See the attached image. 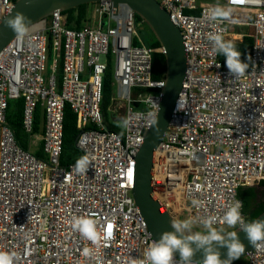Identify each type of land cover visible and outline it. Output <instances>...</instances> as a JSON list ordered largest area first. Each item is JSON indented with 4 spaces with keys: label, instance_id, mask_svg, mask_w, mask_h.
<instances>
[{
    "label": "built area",
    "instance_id": "obj_1",
    "mask_svg": "<svg viewBox=\"0 0 264 264\" xmlns=\"http://www.w3.org/2000/svg\"><path fill=\"white\" fill-rule=\"evenodd\" d=\"M156 1L180 29L188 60L171 123L154 155V195L174 220L222 217L238 200L247 222L239 192L264 182V0ZM215 1L248 21H210ZM13 4L0 0V20ZM95 6V26L69 29L63 12L56 11L0 54V251L15 253L16 264H129L132 258L145 260L154 240L132 191L136 156L166 84L153 79L154 54L164 50L142 42L128 7L114 13L109 1ZM247 25L253 31L252 67L233 80L208 35L241 42ZM114 59L113 112L124 109L123 135L110 131L102 110L103 79ZM21 99L27 135L42 108L41 158L20 146L8 123L9 103ZM67 106L77 119L75 146L92 161L86 173H77L76 163L62 165ZM80 216L97 222V244L72 228L73 217ZM109 225L113 236L105 240ZM85 248L95 255L85 257ZM243 259L264 264V244Z\"/></svg>",
    "mask_w": 264,
    "mask_h": 264
},
{
    "label": "clouds",
    "instance_id": "obj_2",
    "mask_svg": "<svg viewBox=\"0 0 264 264\" xmlns=\"http://www.w3.org/2000/svg\"><path fill=\"white\" fill-rule=\"evenodd\" d=\"M231 15V9L221 5H215L210 9L208 19L213 22H222ZM6 27L10 28L15 36L23 38L29 34V27L32 21L22 12H17L15 16H10L3 21ZM208 40L212 44V50L217 55L225 58V64L233 80L243 77L249 69V63L241 60V52L236 45L225 40L223 35L209 33ZM250 60L251 57H248ZM217 67L220 65L217 64ZM145 103L157 106L152 100ZM178 109L180 106L178 104ZM151 116L152 113H149ZM152 125L156 133H159L157 120H152ZM128 121L125 119L118 123V127H126ZM92 161L88 155L80 157L75 164L77 173H86ZM194 206H199V202L193 200ZM242 202L234 201L224 212L222 217L207 216L204 218H186L184 220H171L173 231H165L161 234L158 241H152L145 252V260L138 261L132 258L129 264H232V261L239 259L245 252L244 244L239 240L237 231L228 229H239L246 233L249 243L255 248L264 244V219H256L246 222L242 214ZM72 228L80 235L91 241L94 245L100 240L101 234L98 231L97 222L90 217H73ZM202 228L203 231H196ZM104 239H111L113 231L109 225L103 233ZM218 247L227 249V258L221 259ZM203 252L202 260H195L196 252ZM179 254V259H175V254ZM85 257L95 255L92 249L85 248ZM16 254L0 251V264H16Z\"/></svg>",
    "mask_w": 264,
    "mask_h": 264
},
{
    "label": "water",
    "instance_id": "obj_3",
    "mask_svg": "<svg viewBox=\"0 0 264 264\" xmlns=\"http://www.w3.org/2000/svg\"><path fill=\"white\" fill-rule=\"evenodd\" d=\"M102 1L111 2L114 13H117L121 6L131 9L148 26L164 50L167 66L166 84L162 91L159 110L154 119L157 120L156 126L159 128V133L157 134L154 126L151 125L144 135V142L136 156V178L132 191L134 201L147 223L148 230L153 239L158 241L163 232L173 231L171 220L174 218L169 212L162 213L161 204L154 195L153 160L155 152L169 128L182 92L187 75L188 60L181 31L171 21L167 11L156 0H17L12 9L0 20V54L16 37L15 33L6 27L3 21L10 16H15L17 12L24 13L32 21L30 29L48 19L56 11L67 12L83 5H95ZM257 219H264V212ZM235 231L245 246V252L239 259L233 260L232 264L242 260L247 252L254 248L246 238L244 231L240 229ZM218 251L222 260L227 258L225 247H218ZM175 258L179 259L178 253L175 254ZM194 259L202 260L203 252H196Z\"/></svg>",
    "mask_w": 264,
    "mask_h": 264
},
{
    "label": "trees",
    "instance_id": "obj_4",
    "mask_svg": "<svg viewBox=\"0 0 264 264\" xmlns=\"http://www.w3.org/2000/svg\"><path fill=\"white\" fill-rule=\"evenodd\" d=\"M14 3L17 0H11ZM89 5H83L76 9L63 12V15L67 19V27L72 30H81L87 23H89L88 15L86 9ZM198 14L197 12H194ZM137 25L144 24L140 17L136 15ZM150 30V29H149ZM151 32V31H150ZM152 33V32H151ZM153 34V33H152ZM154 36V34H153ZM143 42V41H142ZM144 43V42H143ZM135 45L138 44V40L135 39ZM146 46L158 49L160 44L156 37L150 43H144ZM236 48L241 52V60L249 63V69L252 67V61L248 57L252 56V49L254 40L250 34L245 33V37L241 42L234 43ZM220 61L225 64V58L222 55H219ZM62 68L59 69V80L61 79ZM167 66L166 59L164 54L155 53L153 58V79L155 81H161L166 79ZM115 92V80H114V71L113 67L110 64L107 72L104 75L103 79V103L102 110L105 115L106 121L109 123V129L112 132H115L119 135H123V127H118V123L122 121L123 111L118 113L113 112L114 109V93ZM23 110H24V101L17 100L9 103L7 120L11 128L13 129L16 139L20 146L25 150L29 151V147L32 143L33 137L41 135L43 133L44 126V117L42 108L38 107L35 113L34 119V131L32 135H27L23 131L22 121H23ZM79 135V130L77 128V119L69 106L65 110V120H64V143H63V154L61 157L62 165L68 166L70 164L76 163V161L81 157V153L75 146L76 139ZM35 155L39 158L42 157V152H37ZM264 186V182L260 184ZM239 197L243 201L244 211L248 215V220H256L264 212V201L262 203L257 202V191L255 188H246L241 189L239 192ZM236 264H241V260Z\"/></svg>",
    "mask_w": 264,
    "mask_h": 264
},
{
    "label": "rangeland",
    "instance_id": "obj_5",
    "mask_svg": "<svg viewBox=\"0 0 264 264\" xmlns=\"http://www.w3.org/2000/svg\"><path fill=\"white\" fill-rule=\"evenodd\" d=\"M86 12H87V15H88V19H89V25H92V26H95L96 25V20L98 18V15H96V6L95 5H89L88 8L86 9ZM230 19L232 20H236V21H239V22H247L248 21V16L246 14H242V13H232L230 15ZM239 29L236 28V27H232L231 28V31L232 32H236L238 31ZM241 31L244 32V33H248V34H252V28L250 26H246V27H242L241 28ZM137 32L139 34V38L144 42V43H150L154 40V36L153 34L150 32L148 26L145 24H140L138 25V28H137ZM101 61L103 63H107L106 61V58L105 57H102L101 58ZM49 64V62H48ZM113 67V71H114V68H115V59L112 60V62L110 63ZM116 93V87H115V92ZM118 112H121V111H124L123 108H118L117 110ZM122 118H123V114L121 115ZM38 143L39 141L36 140L35 143L32 142V144L30 145L29 147V151H32L33 153H36L38 151ZM38 146V147H37ZM255 190L257 191V202L258 203H262L264 201V186H258V187H255ZM165 212V209H162V213ZM196 231H203L202 228H196L195 229ZM228 231H235V229H228ZM241 264H245V261L244 259L241 260Z\"/></svg>",
    "mask_w": 264,
    "mask_h": 264
},
{
    "label": "crops",
    "instance_id": "obj_6",
    "mask_svg": "<svg viewBox=\"0 0 264 264\" xmlns=\"http://www.w3.org/2000/svg\"><path fill=\"white\" fill-rule=\"evenodd\" d=\"M216 5L218 4V5H221V6H223L224 5V1H215L214 2ZM43 134V133H42ZM42 134L41 135H37V136H35V137H33V140H32V142L33 143H35L36 142V140H38L39 141V143H38V151L37 152H41V137H42ZM32 144V143H31ZM32 152V151H31ZM36 152V153H37ZM33 153V152H32ZM35 154V153H34Z\"/></svg>",
    "mask_w": 264,
    "mask_h": 264
}]
</instances>
